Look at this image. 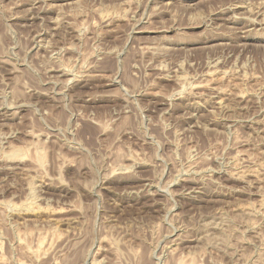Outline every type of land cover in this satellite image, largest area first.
Listing matches in <instances>:
<instances>
[{
	"label": "rangeland",
	"instance_id": "1",
	"mask_svg": "<svg viewBox=\"0 0 264 264\" xmlns=\"http://www.w3.org/2000/svg\"><path fill=\"white\" fill-rule=\"evenodd\" d=\"M73 3L0 0V264H264V0Z\"/></svg>",
	"mask_w": 264,
	"mask_h": 264
},
{
	"label": "bare ground",
	"instance_id": "2",
	"mask_svg": "<svg viewBox=\"0 0 264 264\" xmlns=\"http://www.w3.org/2000/svg\"><path fill=\"white\" fill-rule=\"evenodd\" d=\"M65 2H67V3H69V6L71 5V4H74L73 2L75 1V0H64ZM78 2V1H77ZM66 5V4H65ZM236 6V5H235ZM236 9L237 8H240V7H235ZM242 8V7H241ZM240 8V9H241ZM228 9V8H227ZM234 9V8H233ZM243 10V9H242ZM244 10H245V8H244ZM248 10V12H250V10L249 9H247ZM224 12V11H223ZM264 14V13H263ZM233 15V14H232ZM264 16V15H263ZM230 21V20H229ZM254 22V21H253ZM252 23V22H251ZM257 24H259V23H257ZM217 94V93H216ZM239 96V95H238ZM198 97V96H197ZM218 99V98H217ZM219 101V100H218ZM219 102H222V100L220 99V101ZM220 105L222 104V103H219ZM219 105V106H220ZM218 106V105H217ZM221 107V106H220ZM219 107V108H220ZM1 116V115H0ZM242 176V175H246V173L245 172H240L239 174H238V176ZM262 199H264V198H262ZM262 204V203H261ZM263 207V206H262ZM245 209H247V208H245ZM244 210V209H243ZM40 246V245H39ZM40 248V247H39ZM41 248H42V246H41Z\"/></svg>",
	"mask_w": 264,
	"mask_h": 264
}]
</instances>
